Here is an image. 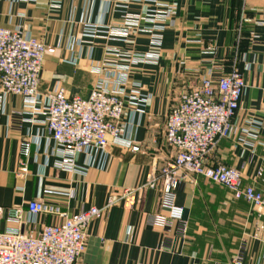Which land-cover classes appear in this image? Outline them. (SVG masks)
Instances as JSON below:
<instances>
[{"label": "crops", "instance_id": "crops-1", "mask_svg": "<svg viewBox=\"0 0 264 264\" xmlns=\"http://www.w3.org/2000/svg\"><path fill=\"white\" fill-rule=\"evenodd\" d=\"M0 0V26L22 25L48 45L62 46L47 54L41 73L40 90H52L60 84L70 97H88L96 75L93 61L110 59L104 53L106 44L127 50L150 51L148 34L132 35L126 45L100 40L89 59L84 47L76 64L67 62L70 52L66 43L81 32L80 20L85 0ZM93 1V20L99 19L103 0ZM124 2L125 0H121ZM177 6L175 23L164 33L159 64H139L132 68L131 79L140 82L151 98L139 116L128 108L125 122L133 123V138L140 150L117 145L109 147V162L104 169L91 167L86 174L73 173L56 165L46 128L32 122L31 110L18 95H9L5 109H0V207L3 209L0 229L19 225L8 220V209L40 200L60 206L71 213L96 206L103 208L110 195H120L125 188L137 187L146 175L160 167L173 151L164 141L169 110L179 94L196 86L210 74L217 80L238 68L243 73L247 90L237 112L240 124L249 117L264 115V0H163ZM132 11L144 8L130 5ZM122 17L114 11L106 17L109 24ZM257 36V37H256ZM217 47L216 54L205 50ZM248 54L250 68L242 60ZM16 111L21 116L11 117ZM132 115V116H131ZM41 119V116H37ZM36 138L29 158L23 157L24 138ZM264 143V130L260 134ZM236 139H224L214 152V160L242 171L245 182L255 183L257 172L264 168V145L255 152ZM83 158L80 157V161ZM26 161L27 171L21 169ZM258 188L264 192V183ZM177 205L184 209L183 219L168 229L154 226L151 216L168 214L161 207L157 190L143 193L138 205L125 208L118 204L107 210L88 227L87 247L81 264H264V215L244 199L234 197L228 188L205 177L196 183L185 181L177 191ZM57 215L42 214L37 229L59 224Z\"/></svg>", "mask_w": 264, "mask_h": 264}, {"label": "built area", "instance_id": "built-area-1", "mask_svg": "<svg viewBox=\"0 0 264 264\" xmlns=\"http://www.w3.org/2000/svg\"><path fill=\"white\" fill-rule=\"evenodd\" d=\"M103 1L100 18L93 20V1L85 0L79 22L81 32L70 36L66 43L70 52L67 62L76 64L84 47H88L89 59H92L100 40L126 45L135 34H148L150 45L155 49L127 50L106 44L104 53L112 58L93 61L90 69L96 79L88 97H70L60 84L52 90H40L45 58L62 46V39L48 45L22 25L0 26V109H5L9 95L21 96L33 114L30 121L45 126L52 154L57 158L56 165L78 174H86L94 166L106 168L111 145L134 152L140 150L133 138V123L125 122L126 112L133 108L142 116L141 106L151 94H145L143 85L131 79V71L139 64H159L161 53L156 49L162 47L164 33L174 25L177 15V6L163 0ZM130 5L144 8L132 11ZM50 6L59 8L61 3L51 0ZM114 11H121L122 17L109 24L106 17ZM205 52L214 55L217 47L210 45ZM242 60L245 69H249L247 52ZM246 90V79L238 68L217 80L207 74L196 86L183 90L169 110L164 131V141L173 154L160 167L155 166L139 186L125 188L120 195H110L103 208L93 206L71 213L40 200L29 202L27 209L9 208L10 222L32 225V228L28 231L20 227L0 229V264H81L91 221L118 204L135 208L143 193L150 189L160 192L161 207L168 212L153 214L151 223L168 229L173 222L183 219L184 209L176 203L181 184L196 183L199 177L228 188L235 198L246 200L264 215V192L257 186L259 182L264 183V168L258 170L255 183L248 184L241 170L213 158L224 139H236L237 144L251 148L252 152L264 145L260 138L264 115L249 117L243 124L237 120ZM22 115L16 111L11 117L21 116L24 120ZM36 141L33 137L22 140L23 157H30ZM21 169L27 171L26 161L22 162ZM2 213L0 207V220ZM42 214L57 215L63 221L37 229Z\"/></svg>", "mask_w": 264, "mask_h": 264}]
</instances>
